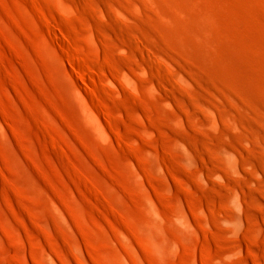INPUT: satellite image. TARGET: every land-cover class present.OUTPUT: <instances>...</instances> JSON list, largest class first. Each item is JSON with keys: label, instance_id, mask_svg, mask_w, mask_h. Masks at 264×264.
<instances>
[{"label": "rangeland", "instance_id": "obj_1", "mask_svg": "<svg viewBox=\"0 0 264 264\" xmlns=\"http://www.w3.org/2000/svg\"><path fill=\"white\" fill-rule=\"evenodd\" d=\"M0 264H264V0H0Z\"/></svg>", "mask_w": 264, "mask_h": 264}]
</instances>
